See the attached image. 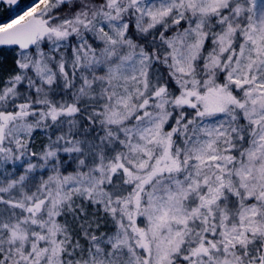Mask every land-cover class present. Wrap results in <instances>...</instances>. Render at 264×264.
Listing matches in <instances>:
<instances>
[{
	"label": "snow or ice",
	"instance_id": "6c2138e0",
	"mask_svg": "<svg viewBox=\"0 0 264 264\" xmlns=\"http://www.w3.org/2000/svg\"><path fill=\"white\" fill-rule=\"evenodd\" d=\"M20 3L0 264H264V0Z\"/></svg>",
	"mask_w": 264,
	"mask_h": 264
},
{
	"label": "rangeland",
	"instance_id": "374dc122",
	"mask_svg": "<svg viewBox=\"0 0 264 264\" xmlns=\"http://www.w3.org/2000/svg\"><path fill=\"white\" fill-rule=\"evenodd\" d=\"M30 3V0H21V3H20V8H24L25 5L29 4ZM19 10V9H18Z\"/></svg>",
	"mask_w": 264,
	"mask_h": 264
}]
</instances>
